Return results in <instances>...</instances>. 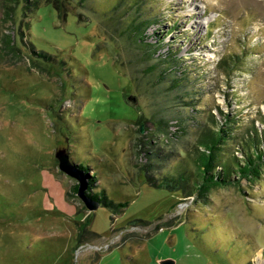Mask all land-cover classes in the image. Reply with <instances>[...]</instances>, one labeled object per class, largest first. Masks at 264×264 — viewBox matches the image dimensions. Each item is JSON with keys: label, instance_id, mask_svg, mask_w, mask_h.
I'll use <instances>...</instances> for the list:
<instances>
[{"label": "rangeland", "instance_id": "rangeland-1", "mask_svg": "<svg viewBox=\"0 0 264 264\" xmlns=\"http://www.w3.org/2000/svg\"><path fill=\"white\" fill-rule=\"evenodd\" d=\"M124 1L0 0V264H264V171L201 199L144 173L146 152L174 160L193 146L195 122L178 112L221 108L264 130L263 3ZM134 15L157 18L151 56L131 39ZM170 50L195 91L185 108L151 67ZM60 148L88 166L93 192L127 205L88 210L70 195Z\"/></svg>", "mask_w": 264, "mask_h": 264}, {"label": "trees", "instance_id": "trees-1", "mask_svg": "<svg viewBox=\"0 0 264 264\" xmlns=\"http://www.w3.org/2000/svg\"><path fill=\"white\" fill-rule=\"evenodd\" d=\"M124 2L127 3V1ZM127 5L130 9L139 6V0H128ZM131 19L132 22L129 25L131 39L144 48H148L146 54L151 56L156 51L155 44L146 40L144 30L150 23L157 21V18L152 16L148 19L134 15ZM38 53V57L46 60L51 57V54L43 50H39ZM178 61L177 52L170 50L165 58H160L151 67L154 69L161 67L159 78L164 79V76L168 74L173 88H180L181 93H186L187 97H190V100L183 102L185 108L193 105L191 99L195 91L188 88L191 85V76L185 70L187 66L181 68ZM169 65L172 67L168 68ZM182 94L178 95V98L184 97ZM201 111L202 109L197 110L199 115ZM179 113L177 123L184 122L185 119L194 120V128L197 131L195 142L191 148L186 149L184 155L174 160L172 153L146 152L148 159L144 173L151 185L180 190L186 196L195 195L201 199L213 187L235 184L242 178L249 181L260 179L264 171V130L255 122L243 126L239 114H231L221 108L218 109V114L211 109L202 113L201 116L205 118L203 121L199 120V115L185 116ZM177 131L180 129L177 128ZM78 165L88 173L89 191L87 193L97 199L100 205L113 210L127 205L126 202H117L109 198L105 190L93 192V176L89 175L88 166L82 163ZM77 192L78 182L68 193L76 196ZM88 224L89 221L86 218L79 226L76 236L78 241L83 240L82 237L87 232L85 227Z\"/></svg>", "mask_w": 264, "mask_h": 264}, {"label": "water", "instance_id": "water-1", "mask_svg": "<svg viewBox=\"0 0 264 264\" xmlns=\"http://www.w3.org/2000/svg\"><path fill=\"white\" fill-rule=\"evenodd\" d=\"M130 100L136 102L135 96L132 94L128 96ZM140 131L144 132L143 126L141 125ZM58 158L59 169L67 175L77 179L78 181V196L84 202L88 210H94L100 206V202L89 195L88 192V174L82 169L78 163L74 162L66 148H60L55 153ZM161 264H175V261L171 258H166L161 261Z\"/></svg>", "mask_w": 264, "mask_h": 264}, {"label": "bare ground", "instance_id": "bare-ground-1", "mask_svg": "<svg viewBox=\"0 0 264 264\" xmlns=\"http://www.w3.org/2000/svg\"><path fill=\"white\" fill-rule=\"evenodd\" d=\"M254 1V0H253ZM258 1V0H257ZM256 2V1H255ZM258 2H261V4L263 3V6H264V0H259ZM257 2V3H258ZM257 5V4H256ZM262 7V6H261ZM263 9V8H262Z\"/></svg>", "mask_w": 264, "mask_h": 264}]
</instances>
